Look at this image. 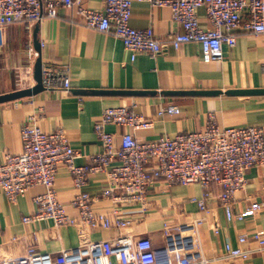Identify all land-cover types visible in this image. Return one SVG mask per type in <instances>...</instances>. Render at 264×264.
I'll return each instance as SVG.
<instances>
[{
    "label": "crops",
    "instance_id": "1",
    "mask_svg": "<svg viewBox=\"0 0 264 264\" xmlns=\"http://www.w3.org/2000/svg\"><path fill=\"white\" fill-rule=\"evenodd\" d=\"M59 1V0H54ZM131 26L138 30L152 28L165 40L175 32H181L172 21L169 8H153L149 4L132 0ZM91 10L103 9L104 0H82ZM78 7H61L58 17L45 19L28 30L22 25L0 28V96L17 92L14 68L33 65L37 59L29 53L35 40L40 43L44 67L65 68L70 73L72 92H42L35 96L0 104V162L7 153L23 152L21 130L28 118L41 114L38 125L45 132L62 129L84 165L88 157L98 154L102 147L94 133V125L103 111L110 108L130 107L148 121L152 128L140 131L141 141H154L160 137L175 138L182 133L202 131L214 115L221 128H259L264 131V96L232 97H165L164 92L175 91H222L264 89V35L254 36L237 33L235 48L224 46L223 60L206 63L201 48L196 43L183 45L180 49L166 48L155 58L140 54L132 61V54L124 44L112 35L85 29L81 24ZM202 28H209L206 11L198 12ZM35 49V48H34ZM36 82L34 84V87ZM89 91H148L156 93L148 97H121L116 95H82ZM181 110L179 115L159 116L170 106ZM107 131L116 136L128 131L108 126ZM245 191L236 195L234 213H243L252 201H259L264 187V173L253 169L247 173ZM106 178L101 174L90 176L86 191L98 196L104 189ZM58 199L69 215L78 218L70 206L77 192L72 185L67 168L61 166L56 179ZM214 195L219 189L213 187ZM41 187L34 188L11 204L0 192V260L20 259L34 247L41 255L53 257L65 249L78 246L76 228L55 227L52 221L24 225L23 217L32 215L36 206L34 198L43 194ZM203 191L199 185L169 187L158 183L149 194L146 209L129 207L123 209L124 219L133 222L127 232L94 229L91 241H109L123 233L147 236L159 250L165 246V224L184 225L203 217L192 199H200ZM210 214L200 228L199 239L203 255L210 264H264V250L250 240L241 245L239 238H251L256 231L264 230V212L243 222L228 221L219 202L210 203ZM97 213H110L112 204L99 201L94 206ZM218 229V233H215ZM249 250L247 261H233L225 245Z\"/></svg>",
    "mask_w": 264,
    "mask_h": 264
},
{
    "label": "built area",
    "instance_id": "2",
    "mask_svg": "<svg viewBox=\"0 0 264 264\" xmlns=\"http://www.w3.org/2000/svg\"><path fill=\"white\" fill-rule=\"evenodd\" d=\"M153 8L170 9L172 21L181 29L165 40L159 39L152 28L138 30L131 26L132 0H104L102 10L87 9L82 0H0V28L22 25L32 30L45 19L58 17L61 7L77 6L85 29L112 35L132 54V61L140 54L158 57L164 49H180L196 43L206 63L223 60V48H235L237 33L264 35V0H137ZM206 11L209 28H202L198 12ZM29 53H38L29 47ZM264 69V62H263ZM18 91L32 89L35 84L34 66L14 68ZM43 87L46 92H72L70 73L65 68L43 66ZM181 110L170 105L159 116L179 115ZM41 114L31 116L21 130L23 152L7 153L0 162V192L11 204H16L29 190L43 188L45 192L34 198L36 210L23 217L28 226L52 221L57 228L77 229L79 244L63 250L59 256L41 255L29 247L20 259L0 260V264H210L201 251L199 233L210 214L209 203L215 199L228 221L243 222L264 212V187L260 200L252 201L243 213H234L236 195L246 190L247 173H264V131L259 128H221L214 115L202 131L182 133L171 139L160 137L141 141L137 134L152 128L134 108L105 109L94 125V133L102 151L88 157L84 165L77 164L80 155L62 129L45 132L38 125ZM108 126L126 129L120 144ZM67 168L77 194L70 206L78 213L73 218L58 199L56 179L59 168ZM101 174L106 184L98 196L86 191L90 176ZM158 183L169 187L199 185L200 199H192L203 217L184 225L165 224V246L157 250L147 236L123 233L109 241H91L94 229L127 232L133 222L124 219L123 209L149 207V194ZM219 189L214 195L212 188ZM112 204L110 213H97L95 204ZM218 233V229L214 230ZM250 240L264 250V230L248 238L241 236L243 246ZM225 252L233 261H247L251 252L226 243Z\"/></svg>",
    "mask_w": 264,
    "mask_h": 264
},
{
    "label": "water",
    "instance_id": "3",
    "mask_svg": "<svg viewBox=\"0 0 264 264\" xmlns=\"http://www.w3.org/2000/svg\"><path fill=\"white\" fill-rule=\"evenodd\" d=\"M35 51L38 53L39 58L37 59L34 67V80L36 82L35 87L28 90L23 91H17L14 93H10L7 95H1L0 96V104L12 102L20 99L29 98L32 96H35L37 94H40L45 91L43 87V63L42 59L40 57L41 55V47L40 43L35 40L34 43ZM79 94L82 95H116L121 97H148V96H154L156 93L154 92H148V91H89L81 92ZM222 94H225L227 96L232 97H251V96H264V89L262 90H232L228 91L226 93H223L222 91H175V92H164L161 96L165 97H218Z\"/></svg>",
    "mask_w": 264,
    "mask_h": 264
}]
</instances>
